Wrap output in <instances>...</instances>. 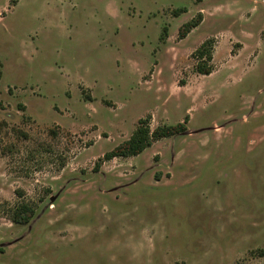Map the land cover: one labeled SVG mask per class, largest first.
<instances>
[{
    "label": "rangeland",
    "instance_id": "obj_1",
    "mask_svg": "<svg viewBox=\"0 0 264 264\" xmlns=\"http://www.w3.org/2000/svg\"><path fill=\"white\" fill-rule=\"evenodd\" d=\"M0 264H264V0H0Z\"/></svg>",
    "mask_w": 264,
    "mask_h": 264
},
{
    "label": "trees",
    "instance_id": "obj_2",
    "mask_svg": "<svg viewBox=\"0 0 264 264\" xmlns=\"http://www.w3.org/2000/svg\"><path fill=\"white\" fill-rule=\"evenodd\" d=\"M201 21V16H198L195 22L185 24L179 31V38H185L193 29L199 26ZM213 44L212 40H207L191 54V59L196 62L194 66L196 74L209 76L212 73ZM186 120L176 125L160 126L153 131H151L147 119L139 120L136 130L132 133L130 138L119 144L112 151L106 153L103 157V161H110L115 158L135 157L151 147L153 142L181 135L186 132V127L184 125ZM33 216V209L20 203L16 205L12 211L11 222L15 225H26Z\"/></svg>",
    "mask_w": 264,
    "mask_h": 264
}]
</instances>
